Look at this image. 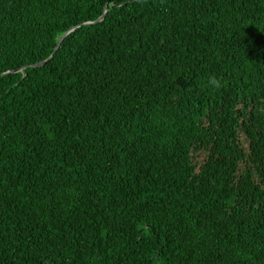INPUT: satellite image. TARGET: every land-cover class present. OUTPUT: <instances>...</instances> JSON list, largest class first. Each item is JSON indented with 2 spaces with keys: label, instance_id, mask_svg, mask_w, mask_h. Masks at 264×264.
Wrapping results in <instances>:
<instances>
[{
  "label": "trees",
  "instance_id": "16d2710c",
  "mask_svg": "<svg viewBox=\"0 0 264 264\" xmlns=\"http://www.w3.org/2000/svg\"><path fill=\"white\" fill-rule=\"evenodd\" d=\"M0 264H264V0H0Z\"/></svg>",
  "mask_w": 264,
  "mask_h": 264
},
{
  "label": "clouds",
  "instance_id": "9594fccd",
  "mask_svg": "<svg viewBox=\"0 0 264 264\" xmlns=\"http://www.w3.org/2000/svg\"><path fill=\"white\" fill-rule=\"evenodd\" d=\"M207 86L211 88L219 89L222 86V84L221 81L218 80L216 77L209 76L207 80Z\"/></svg>",
  "mask_w": 264,
  "mask_h": 264
},
{
  "label": "water",
  "instance_id": "95a60500",
  "mask_svg": "<svg viewBox=\"0 0 264 264\" xmlns=\"http://www.w3.org/2000/svg\"><path fill=\"white\" fill-rule=\"evenodd\" d=\"M104 13H105V12H103V14H102L97 20H95V21L102 20L103 17H104ZM72 29H73V28H71L70 30L66 31L64 34H62V36L60 37V40L58 41V43H57L56 47L54 48V50H56V49L58 48L60 41H61V40L64 38V36H65L69 31H71ZM51 56H52V54L50 55V57H51ZM50 57H49V58H50ZM49 58H48V59H49ZM48 59H47V60H48ZM47 60L40 61V62L36 63L35 66H41V65H43ZM14 71H16V70H14Z\"/></svg>",
  "mask_w": 264,
  "mask_h": 264
}]
</instances>
